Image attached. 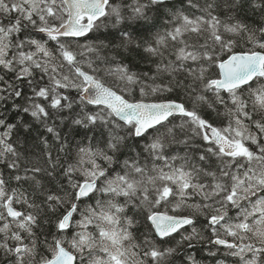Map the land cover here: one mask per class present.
<instances>
[{"label": "snow or ice", "instance_id": "6c2138e0", "mask_svg": "<svg viewBox=\"0 0 264 264\" xmlns=\"http://www.w3.org/2000/svg\"><path fill=\"white\" fill-rule=\"evenodd\" d=\"M249 12L264 0H0V264H199L162 245L200 251V216L216 264H264Z\"/></svg>", "mask_w": 264, "mask_h": 264}, {"label": "trees", "instance_id": "16d2710c", "mask_svg": "<svg viewBox=\"0 0 264 264\" xmlns=\"http://www.w3.org/2000/svg\"><path fill=\"white\" fill-rule=\"evenodd\" d=\"M248 16L250 17V20L248 21L249 23H251L252 21H257V22H264V17H261L259 15H253L251 12L248 13ZM107 31L106 29H101V32H105ZM114 31V30H113ZM95 40V36L90 34L88 37L82 38V40L80 41V43H84V42H93ZM243 47V45L241 46ZM239 50V49H237ZM143 66V65H142ZM135 95V94H134ZM168 98H172L175 99L176 97H169L167 94H165L164 96L160 97V99H168ZM150 100H155L157 99L156 97H151L149 98ZM20 101H17V103H19ZM14 113H9L10 116V120L14 117ZM225 118L221 117L219 120L216 121L217 126H220V124H222L224 122ZM21 139L23 140V136L21 137ZM29 141L30 143L28 145H26V147L28 148V153L26 154V159L29 161H32L34 163H39L43 166V152L42 149L39 145V141L38 140H32L31 137H29ZM84 141V137L83 136H79L76 138V142L75 144L71 145V147L73 148V151H75V146L76 144H82ZM172 149H169V151H171ZM21 151H23V149H21ZM93 201L91 198H89L86 202H84V204H82V208L86 207L88 204H92ZM162 210H167V209H162ZM181 212H184L185 214H187L188 210L186 209H181ZM179 214V213H177ZM138 223H137V231L135 233V235L137 236V239H139L142 235L143 232L145 231V229L142 227V219L140 216L136 217ZM204 224V218L203 216H200L198 219V223H197V227L198 230L201 231V235L203 236L202 240H193L192 243L195 245L196 249H200V251H196L195 249L189 250L186 247V244H177V241L180 240V234H176L175 238L172 239L170 238L169 243L162 245V247H177L178 248V256H183L185 259L186 257V253L191 252V254L193 256H196L199 259V264H216V260L213 259L210 255H209V250L213 248L212 245L208 244V233L206 230H202L201 229V225ZM190 231V229H189ZM72 234V230H69V236ZM223 251V250H221ZM218 258L223 259V256L220 255L218 253ZM175 259V264H181V260L179 258H169V264H172V260ZM234 258H228V264H232Z\"/></svg>", "mask_w": 264, "mask_h": 264}]
</instances>
